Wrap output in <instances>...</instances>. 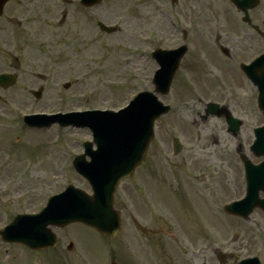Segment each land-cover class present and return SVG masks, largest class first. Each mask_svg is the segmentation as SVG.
<instances>
[{"label": "rangeland", "instance_id": "1", "mask_svg": "<svg viewBox=\"0 0 264 264\" xmlns=\"http://www.w3.org/2000/svg\"><path fill=\"white\" fill-rule=\"evenodd\" d=\"M43 1L48 12L38 14L39 46L47 51H41L46 55L31 63V70L22 63L23 74L16 87L0 90L3 99L0 103V228L17 214L37 212L47 197L68 185L91 194L87 181L72 168L73 157L83 153L82 144L92 141L91 132L58 125L29 129L22 123L23 115L117 111L138 92L154 91L151 79L157 65L150 57L151 51L184 43L183 32L188 50L169 92L157 94L159 101L170 107L169 113L153 123V139L144 161L131 178L121 182L115 193V207L121 212L122 220L119 235L112 240H101L91 229L72 224L53 230L57 237L53 249L30 258L25 248L9 246L0 240V264H106L109 257L106 247L123 244L126 246L122 247L123 251L128 253L127 239L133 230L130 213L146 228H161L171 234L170 237L156 235L151 243L155 245L157 240H162L167 256L171 257L168 264H201L202 259L192 255L189 247L225 248L235 258L244 256L242 247L246 245L250 254L256 252L253 246L264 247V214L259 209L244 221L224 215L222 207L228 204V199L223 196L212 202L202 195L193 196L191 191L186 192L191 198L180 196L183 184L205 194L203 185L198 183L202 176L195 181L192 175L195 171L201 175L203 169H212L208 144L213 129L221 125L209 117L202 119L210 98L219 95L217 87L209 86L210 80L218 76L203 60L205 55L210 58L213 53L200 42L209 37V5L213 0H177L174 4L168 0H102L99 7L91 10L67 5V0ZM52 8L54 12L50 11ZM64 15L66 19L62 23ZM97 23L116 27L117 31L106 34L98 29ZM187 62L189 67H185ZM7 63L10 62L0 57V72L11 69ZM37 74L45 75L44 82L38 80ZM229 76L228 92L234 107L246 98L251 101L256 94L254 89L238 81L232 72ZM38 87H44V91L37 100L30 91ZM215 123L217 126H213ZM173 139L183 148L178 156L172 152ZM134 184L143 193L149 188L164 189L163 204L157 206L140 197L137 201L133 199L130 185ZM232 195L234 200L235 190ZM68 243L73 245L72 253H67ZM79 252L82 257H77L76 263L72 258Z\"/></svg>", "mask_w": 264, "mask_h": 264}, {"label": "flooded vegetation", "instance_id": "2", "mask_svg": "<svg viewBox=\"0 0 264 264\" xmlns=\"http://www.w3.org/2000/svg\"><path fill=\"white\" fill-rule=\"evenodd\" d=\"M256 3L257 5L254 8L248 10V22L246 23L241 21L245 14L240 13L231 4V0H213V3L209 5L208 22L213 27L211 28L210 37L203 45H207L213 54L210 55V58L205 55L203 60L208 62V65L214 69L215 74L218 76L217 79L210 80L209 86L213 85L219 89L218 97H212L213 99L210 101L225 107L239 121V129L236 134H233L231 127L223 116L214 114L209 117L214 121H220L221 124L219 128H212L214 132L210 135V143L208 144L209 148H211L209 153L213 158L212 169L209 171L203 169L201 175L199 171H195V175L194 173L192 175L195 181H199L200 176H202L201 181L198 183L203 185L205 194H200V191L194 192L195 188L190 184V187L183 184L185 187H180V196L191 198L186 195L187 191H191L193 196L195 194L199 197L202 195V198L207 199L209 202L215 201L221 196L228 199V202L239 200L245 193L247 185L245 164L253 167L261 164L264 160L257 150L251 148L255 141L254 130L261 126L264 121L263 115L257 107L255 88L249 81L239 79L247 83L252 90L254 89L253 91L256 94H254L253 98H250L251 101L246 98L244 103H238L235 107L234 101L228 92V85H230L231 79L229 72L231 73L232 71L233 75H238L239 65H248L257 57L264 55V0H256ZM66 4L71 6L76 4V7L83 8L79 4V0H70ZM44 5L45 1L43 0H7L2 6L0 11V57L16 62V69L21 67L19 62H32L41 55L38 14L40 12H48L45 10L46 7ZM97 7L84 9L91 10ZM50 11L54 12L55 10L52 8ZM231 28L241 29L238 30L241 31L240 42L236 41L239 39L236 34L235 37H231ZM201 41L203 42V39ZM189 66V62L185 63V67ZM197 70L201 71L198 68ZM233 108L236 111H233ZM215 125L217 126L216 123L213 126ZM249 125H252V127L250 128ZM189 169L193 171L192 167H189ZM189 179L194 182L190 177ZM132 185L130 186L133 190V199L137 201L140 197L144 202L162 205L164 201L162 188H157L158 191L150 190L149 188L143 193L136 187L137 184H134L135 186ZM232 190H235L236 193L234 200H232ZM237 193H240V195ZM259 197H263L261 192ZM129 217L133 223L135 218L132 213H130ZM148 231V234L137 229L132 231V236L128 243L129 247L127 248L128 253H125L122 249V247L126 248V246H118L112 249L110 263L168 264V259H171V257L167 256L162 240H157L155 245H151V243L156 235L161 236L163 234L166 237H170L171 234L161 228L149 229ZM253 248L256 250L255 255L260 263L264 264V247L253 246ZM70 249H73L72 245ZM189 249H192V255L195 256L196 254L197 257L202 259L201 264H234L238 260L232 252L226 251L227 249L225 248L217 250L212 246L201 250H197L194 247H189ZM242 249L245 251L244 256L240 260L249 258L251 254L248 251V246L246 245ZM219 253L223 255L220 256Z\"/></svg>", "mask_w": 264, "mask_h": 264}, {"label": "water", "instance_id": "3", "mask_svg": "<svg viewBox=\"0 0 264 264\" xmlns=\"http://www.w3.org/2000/svg\"><path fill=\"white\" fill-rule=\"evenodd\" d=\"M236 4L242 6V2ZM100 27L106 29L103 25ZM184 50L182 53L157 52L153 55L161 66L154 79L157 92L167 93ZM250 78L258 86L260 93L258 104L264 112V75L260 78L251 75ZM3 79V76L0 77V80ZM36 96L38 97L39 94ZM168 109L152 94L141 93L127 108L118 113L92 112L84 115H68L60 119L45 118L40 121L28 119L27 123L36 127L58 122L62 126L71 124L90 128L96 150L91 151V145H85V154L75 158L73 165L77 173L88 181L93 195L87 196L82 191L68 187L61 195L50 198L47 207L39 214L17 217L0 232L1 238L12 243H28L33 248L40 245L50 246L48 242L36 244L32 239L39 240L46 237L49 234L48 225L65 226L73 222L83 223L104 236H115L119 230V216L112 207L116 187L143 160L153 136V123ZM237 128L238 125L236 130ZM256 135L253 148L264 156V127L258 129ZM177 151L175 148V152ZM86 155L91 158L90 162H85ZM247 180L246 198L226 207L229 213L247 216L256 206L264 210V199L257 200L258 191L262 190L264 193V162L257 168L247 169ZM246 262L239 264H252L254 261Z\"/></svg>", "mask_w": 264, "mask_h": 264}]
</instances>
